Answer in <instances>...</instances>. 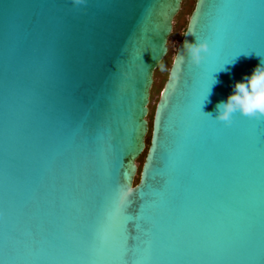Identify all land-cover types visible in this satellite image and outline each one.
Wrapping results in <instances>:
<instances>
[{"label": "water", "instance_id": "95a60500", "mask_svg": "<svg viewBox=\"0 0 264 264\" xmlns=\"http://www.w3.org/2000/svg\"><path fill=\"white\" fill-rule=\"evenodd\" d=\"M182 2L0 0V264H264V124L213 118L261 59L236 53L264 48V0H196L150 124Z\"/></svg>", "mask_w": 264, "mask_h": 264}, {"label": "clouds", "instance_id": "9594fccd", "mask_svg": "<svg viewBox=\"0 0 264 264\" xmlns=\"http://www.w3.org/2000/svg\"><path fill=\"white\" fill-rule=\"evenodd\" d=\"M184 49L188 60L193 65H200L205 54L210 51L208 41L195 36H193L191 41H184ZM234 57L216 69L227 71L225 65L233 63ZM260 58L259 63L253 67L250 73L245 74L242 79L234 82L232 91L227 95L226 99L216 104L215 115L213 116L211 112L205 113L226 124H230L237 113L256 119L264 118V58ZM181 60H183V57H181ZM214 83H216V79L211 75L204 100L207 99Z\"/></svg>", "mask_w": 264, "mask_h": 264}, {"label": "snow or ice", "instance_id": "6c2138e0", "mask_svg": "<svg viewBox=\"0 0 264 264\" xmlns=\"http://www.w3.org/2000/svg\"><path fill=\"white\" fill-rule=\"evenodd\" d=\"M249 51H254L257 55L260 57L264 58V48H261L259 51H257L255 48H251L248 50H240L236 53V55L240 52H249ZM235 55V56H236ZM234 56L224 58L219 60L216 63V66L214 70L217 67L222 66L225 62L231 60ZM211 80V75L207 74L204 79L201 82L200 86V98H201V103L204 100L205 94L208 90V85ZM255 119V122L257 124H264V119ZM133 190L127 186L122 187L117 202H116V208H115V213L122 218V231L125 237L124 240V254L128 255L131 257L132 255L135 254L136 251V246L134 244V240L136 238V233L138 231V224L136 223V213L135 212H130L129 211V206L133 203L132 200L129 199L130 195L132 194ZM120 264H137V261L134 259H124L122 257Z\"/></svg>", "mask_w": 264, "mask_h": 264}, {"label": "rangeland", "instance_id": "374dc122", "mask_svg": "<svg viewBox=\"0 0 264 264\" xmlns=\"http://www.w3.org/2000/svg\"><path fill=\"white\" fill-rule=\"evenodd\" d=\"M195 2L196 0H183L182 7L179 13L177 14V16L175 17L173 31L169 38L168 53L166 54L160 65L157 67V69L155 70L154 83L151 89V97L149 103L150 111L148 114V119L150 124L152 123L156 103L158 101L161 90L164 86V83L167 79L173 61V57L175 56L177 50V46L184 35V32L186 30L189 21V17L195 6ZM148 142H149V137H148ZM145 154H146V149L139 157L140 166L144 161Z\"/></svg>", "mask_w": 264, "mask_h": 264}]
</instances>
